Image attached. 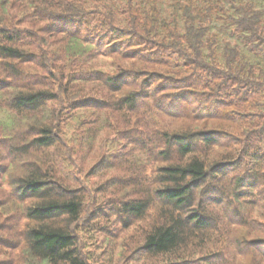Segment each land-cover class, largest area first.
<instances>
[{"label": "trees", "instance_id": "obj_1", "mask_svg": "<svg viewBox=\"0 0 264 264\" xmlns=\"http://www.w3.org/2000/svg\"><path fill=\"white\" fill-rule=\"evenodd\" d=\"M0 109L34 119L0 124V175L23 171L11 183L28 203L27 264H89L84 196L64 170L103 131L148 153L117 206L139 223V258L264 264V0H0ZM105 162L94 170L116 168Z\"/></svg>", "mask_w": 264, "mask_h": 264}, {"label": "rangeland", "instance_id": "obj_2", "mask_svg": "<svg viewBox=\"0 0 264 264\" xmlns=\"http://www.w3.org/2000/svg\"><path fill=\"white\" fill-rule=\"evenodd\" d=\"M70 49L72 52L79 51L80 45L72 42ZM105 69L108 70V67ZM72 118L73 114H70L65 124L68 139L74 136L77 138V134L81 131L78 128V120ZM115 119L122 127L125 126L123 117L116 115ZM28 121L33 122L34 119L27 120L15 113L0 112V124L4 126L6 135L14 134L19 128V130L24 129ZM183 122H171V129L182 127ZM118 137L120 134L117 131L108 133L103 131L93 141L91 149L93 152L89 153L85 159L80 156L84 159L82 166L75 169L67 165L64 170L67 174L68 185L75 188L80 195L82 193L85 200L84 212L74 230L89 264H158V260L139 258L138 241L141 239L139 223L135 221L131 227L125 226L122 223V215L117 209L122 202L121 197H124L125 193L133 194L131 191L135 187V184L127 185L130 182L128 181V167L138 161H145L148 153L141 151L139 146L126 145L125 141H122V146H114V143L107 142L111 139L117 140ZM85 138L89 143L87 132H85ZM70 144L74 151L81 150L78 146L75 148L74 143ZM74 160L80 162L78 154ZM107 160L116 164V168L111 170L102 168L98 171L102 167L100 165L94 170L95 164ZM151 162L147 164L149 167ZM11 168L8 177L0 175V264H27L30 257L27 254L24 231L28 224V220L25 219L28 203L21 202L15 197L11 183L13 178L22 175L23 171L17 166ZM146 174L151 175V169L148 168ZM110 178L115 180V183L119 185L118 188L114 189V192L108 191L109 194L101 193L100 188L103 184H107Z\"/></svg>", "mask_w": 264, "mask_h": 264}]
</instances>
